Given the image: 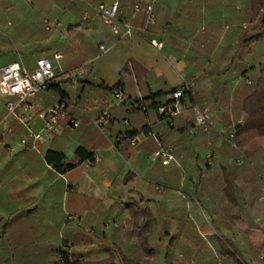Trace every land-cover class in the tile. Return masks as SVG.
Masks as SVG:
<instances>
[{"label": "crops", "instance_id": "obj_1", "mask_svg": "<svg viewBox=\"0 0 264 264\" xmlns=\"http://www.w3.org/2000/svg\"><path fill=\"white\" fill-rule=\"evenodd\" d=\"M113 1L0 0V67L22 56L26 67L33 70L39 58H48L57 74L65 73L59 80L69 97L66 116L60 120L55 136L33 142V133L45 134V122L38 113L58 102L57 95L40 93L29 101L30 109L19 107L17 115L8 119L6 102L12 99L0 96V264H51V247L65 239L74 243V250L87 261L174 264L169 251L174 242L162 236L163 230H180L181 235V229L186 227V211L205 230L199 236L214 239L219 253V234L208 220L210 214L225 234L249 227L247 223L253 215L257 223L264 224L262 187L255 193L254 204H246V210L240 212L234 204L237 192L230 187L226 192L221 185L239 180L241 198L251 200L248 187L253 181L259 186L251 165L239 159L241 173L229 177L218 166L233 163L234 157L229 154L225 160L220 156L217 161L214 159L217 148L225 144L224 113L229 112L233 126L244 117L232 106L235 89L242 80L254 85L260 73L258 62L253 64L252 53L243 65L233 61L238 35L252 30L248 23L228 20L232 12L243 6V1L118 0L120 19L135 27L133 33L120 35L95 11L100 3L110 5ZM138 2L154 5L157 21L151 35L163 42L161 49L141 31L144 11H135ZM54 21L58 24L48 28L47 22ZM260 49L264 51V42ZM203 51L210 52L208 59L200 56ZM55 54L62 58L56 60ZM130 59L137 67L125 78L120 99L118 90L99 85L117 84ZM183 82H189L193 94L204 97L205 103L187 97L186 112L161 117L153 100L165 101L167 92L180 88ZM221 85L231 90L230 103L223 106L215 102L221 100ZM151 93L156 97L151 98ZM136 101L142 102L143 109ZM194 104L211 107L213 118L206 129L194 124L190 129L191 142L183 128L195 123ZM105 108L114 120L98 129L92 119ZM71 118L79 120L80 126L72 127ZM127 130L144 132L145 137L135 145L129 140L121 143L119 137ZM80 145L95 152L93 163L84 161L61 174L45 159L49 149L72 158ZM124 146L125 149L120 148ZM161 146L173 150L175 161L170 165L152 161L153 152ZM195 185L199 188L195 189ZM139 201L152 212L149 244L158 251L153 257H146L132 234L133 220L127 204ZM210 229L213 232H208ZM187 236L175 242L178 250L191 257L200 254L202 260L208 258L195 236ZM248 237L259 242L256 231ZM238 238L246 242L242 235ZM210 259L202 264H213L215 259ZM191 260L183 259L181 264H190Z\"/></svg>", "mask_w": 264, "mask_h": 264}, {"label": "trees", "instance_id": "obj_2", "mask_svg": "<svg viewBox=\"0 0 264 264\" xmlns=\"http://www.w3.org/2000/svg\"><path fill=\"white\" fill-rule=\"evenodd\" d=\"M242 1L243 6L238 11L232 12L230 17H228V20H234L236 23L241 25L248 23L249 25H252V30L243 31L240 35H238L236 41V54L233 57V61L237 62L239 65H243L245 58L252 53L253 59L255 62H258L257 64L260 66V73L258 74L254 85H250L245 80H242L238 84L239 86L235 89V98L232 101V106L235 111L240 110V112L244 114V117L242 122L237 121L233 126L230 121L229 112L224 113V119L227 122V133L224 137H222V141L225 144L221 148H217L214 154V159H216L215 161L218 159L217 156L224 159L230 154L234 157L233 163L230 164L226 162L224 165L218 166L221 171H226L229 177L232 173H236V177L238 176L237 174L241 173V165L238 164V161L239 159H242L245 163L251 165L252 172L255 176L254 180L256 179L259 181L258 187L254 181L248 187V191L252 192V198L248 201L241 198L240 191L242 190V186L239 185V180H233L231 184L221 183L226 192L229 187L237 192L238 200L234 204L236 209H239L240 212L246 210V204L250 206L252 203L254 204V200H257V196L255 195L256 191H258L257 189H261L262 191V188L264 187V175H260V173L264 171V142L261 141V138H264V61L261 62V59L264 60V51H262L263 53L259 51L261 50L260 46L262 42H264V0ZM141 4L144 6V3ZM152 27L153 25L143 32L145 37L150 41L153 39V36L151 35ZM200 56H204L208 59L210 57V52L203 51ZM136 67L137 65L135 62L130 59L122 69L121 79L117 84L110 87L100 83L99 86L103 89H110L112 91L118 90L122 92L125 78L129 74L135 73ZM64 74L56 73L55 78L50 81L48 89L61 99L68 101V92L65 89L63 81L59 80V77ZM72 78L74 79V77ZM176 90L177 89H171L166 95L168 96V94L173 93ZM219 92L221 100L216 99L215 102L220 104V106L229 104L231 90L221 85L219 87ZM150 95L151 98L156 97L153 93ZM187 97L191 101H196L202 105L205 103V98L193 94L192 90L187 93L186 100H188ZM167 102H169L167 97L165 101L156 102L153 100L156 109H158L160 105ZM135 103L143 109L142 102L139 103V101H136ZM135 103L134 105H136ZM68 115L71 116V113ZM160 116L165 117L164 115ZM194 124L195 123L185 124L183 128L184 135L189 137V139L191 136L190 129L194 127ZM124 133L131 138L135 134L139 133V131L127 130ZM215 135L218 136L217 134ZM190 141L192 142L193 139H190ZM125 147L126 146L120 148L125 149ZM45 159L56 169L57 172L64 174L79 166L84 161L93 163L95 161V152L83 145H80L76 148L74 156L72 158H68L66 154L61 151L49 149L45 154ZM205 166L211 167L208 163H205ZM198 188L199 186L195 185V189ZM230 203L233 205V202ZM127 209L133 220L132 234L137 238L140 248L147 254L146 257L156 256L158 251L151 248L149 244V239L153 231L150 224L152 217L150 208L148 206H144L142 202L139 201L128 203ZM247 224L249 227L238 228L237 231L234 230L231 233V236L222 233V228H216L220 239V256L221 258H226L224 264H264V224L257 223L254 215ZM251 231L259 233V242H254V240L252 242L251 239H249L248 235ZM240 235L243 236L244 241H246L245 243L238 238ZM51 249L53 252L51 264H116L113 260H110L109 262H92L84 260L83 256L74 250V243H71L66 239L62 240L60 245L53 246ZM218 259H215L213 264H216V261H219ZM130 263L135 264V262Z\"/></svg>", "mask_w": 264, "mask_h": 264}, {"label": "built area", "instance_id": "obj_3", "mask_svg": "<svg viewBox=\"0 0 264 264\" xmlns=\"http://www.w3.org/2000/svg\"><path fill=\"white\" fill-rule=\"evenodd\" d=\"M143 8L145 14V22L141 31L144 32L147 28L154 25L157 21V14L152 3H145L142 6L141 3H136L134 9L136 12L141 11ZM96 15L101 18V20L110 26L111 30L115 34L122 33H133L135 27L127 21H122L120 3L118 0L113 1L110 5L105 3H100L95 7ZM89 15L86 14V18ZM58 24L57 21L47 22V27L50 28L52 25ZM151 43L161 49L163 47V42L155 38L151 40ZM103 49V47H101ZM62 55L55 54V59L59 60ZM56 76V71L54 63L45 57L39 58L36 62V68L30 70L26 67L22 56H19L14 62L6 64L0 67V96L11 98L6 102L8 119L11 115H17V109L19 107L25 110L30 109L29 101L39 95L40 93L51 92L48 89L50 81H52ZM191 90V84L189 82H183L181 87L175 92L168 94L167 98L169 102L162 104L158 107V112L160 115L164 116H177L187 111L189 104L186 100L187 93ZM116 95L123 99V93L120 91L116 92ZM58 102L47 108L45 111L38 113V116L45 122L44 132L33 133L31 138L33 142H37L42 139H52L57 130V126L62 118L66 116V105L68 102L57 96ZM194 121L197 126L208 128L212 124L213 111L209 106H200L198 104L193 105ZM5 119V120H6ZM114 120L108 108L103 109L95 118L92 119L93 125L98 129H104L108 122ZM127 123V120H125ZM70 124L72 127L76 128L80 126V121L71 118ZM7 131L12 133V128L8 127ZM145 133L139 132L128 137L126 133H123L119 137V141L124 143L129 140L131 145H135L142 138L144 139ZM26 143V139L22 140ZM152 161L159 162L164 166L170 165L175 161V156L173 150L170 147L161 146L155 150L152 154ZM264 198V187L263 194L260 199Z\"/></svg>", "mask_w": 264, "mask_h": 264}, {"label": "rangeland", "instance_id": "obj_4", "mask_svg": "<svg viewBox=\"0 0 264 264\" xmlns=\"http://www.w3.org/2000/svg\"><path fill=\"white\" fill-rule=\"evenodd\" d=\"M264 56V54H263ZM254 60V59H253ZM255 60L253 61V64H255ZM257 64V63H256ZM256 72V70H255ZM255 72L253 71V77L254 78V74ZM240 73V72H239ZM234 77V76H233ZM234 80H236V78L234 77L233 78ZM231 81H232V77H231ZM141 180V179H140ZM159 182V181H158ZM164 185V184H162ZM199 197V196H198ZM202 201V200H201ZM205 209V206L203 207ZM206 213H207V208H206ZM188 217V219H186V217L184 216L185 218V221H183L185 223V228L184 229H181V235L179 234L180 230H176V229H166V230H163V237L164 238H167L168 241H172L174 242V245L169 247V251L172 253L173 255V261H174V264H181L183 263V259L186 260V259H189L191 260L190 264H202V262L205 260V262H207L208 258L209 260L211 261L210 257L214 258L217 260V258H220L221 261H216V264H224V261L222 260L221 256H220V253L218 251V246L217 244H215L213 241H212V238H207V239H204L202 237H200V233L202 231H205L203 230L202 226L198 223L197 220H195L193 217H192V214H189L187 211L185 213ZM208 214V213H207ZM209 215V214H208ZM205 217L208 218V216L206 215ZM204 218V215L202 214V220ZM211 218V219H210ZM210 218H208V220L217 227L216 225V222H215V219L214 217L210 214ZM223 231V230H221ZM200 232V233H199ZM208 232H213L212 229H210ZM222 233H225L222 232ZM187 235H194L197 242H198V245L200 246V248H202V252L204 251L205 254L208 255V258L207 256L202 260V256L199 254L198 256L195 254V256L191 257L190 254H187L186 252H180V250H178V245L175 243V242H179L180 239L182 237H186ZM228 235L231 236V232H228ZM188 237V236H187ZM194 238V239H195ZM217 238V237H216ZM178 250V251H177ZM181 253H183L181 255ZM186 253V254H185ZM197 256V257H196ZM184 257V258H183ZM200 259L202 260V262H200ZM219 260V259H218Z\"/></svg>", "mask_w": 264, "mask_h": 264}]
</instances>
